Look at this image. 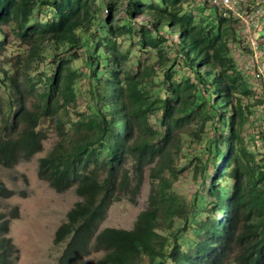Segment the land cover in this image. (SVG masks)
<instances>
[{"label":"trees","instance_id":"1","mask_svg":"<svg viewBox=\"0 0 264 264\" xmlns=\"http://www.w3.org/2000/svg\"><path fill=\"white\" fill-rule=\"evenodd\" d=\"M185 1L124 0L117 17L116 0H0V52L11 34L28 45L0 66V165L41 151L46 122L61 135L39 162L41 178L79 197L56 231L67 241L60 264L93 252L97 264H264V80L249 62L252 40L244 36L237 69L228 44L240 22L218 13L206 23ZM251 85L262 91L253 103ZM146 172L148 202L133 227H101ZM184 172L195 183L182 195ZM13 193L0 180V196ZM7 217L0 264H18Z\"/></svg>","mask_w":264,"mask_h":264},{"label":"rangeland","instance_id":"2","mask_svg":"<svg viewBox=\"0 0 264 264\" xmlns=\"http://www.w3.org/2000/svg\"><path fill=\"white\" fill-rule=\"evenodd\" d=\"M157 2V0H153ZM119 6L117 17H122L125 14V2L124 0H116ZM149 4V3H147ZM146 8L149 5H145ZM195 0H187L183 3V8L187 12H192L202 21L206 23L217 24L218 12L214 7H198ZM106 14L105 10L101 12V16ZM141 19L148 20V15L138 13ZM261 19V20H260ZM132 24L135 25L133 21ZM236 28L239 32L238 40L229 41L230 58L233 62L240 65L244 61L242 57H245L248 53V49L244 48V36L247 40L253 39L254 48L257 45V51L261 53L258 42L255 38V30L264 28V15L262 14L259 21L256 17L253 18L251 24V32L246 31L241 23H236ZM14 25V24H13ZM11 25V28H13ZM256 27L253 29V26ZM101 26H97L98 34H102L99 30ZM7 29V27H4ZM264 31V30H263ZM259 32V36L263 34ZM8 47L0 52V66L3 65L5 59L9 56H16L19 52L28 50V45L17 39L14 34H11L8 38ZM49 41L44 40L43 46L47 48L49 53H56L49 44ZM135 42H138L136 38ZM264 49V47H262ZM243 50V52H241ZM51 60V58H48ZM75 66L81 68L84 66L83 59L80 58L74 62ZM41 70L47 74L51 73L50 67L42 65ZM246 78H250L245 75ZM251 82V79H250ZM256 88L254 96L251 97V102H256L259 98V94L262 92L259 87L251 85ZM260 108V109H259ZM260 119L256 123L257 125L264 124V108L259 107ZM44 127L47 129V137L43 141V149L37 152L31 159L22 161L13 168H6L0 165V180L4 181L6 186L13 190V195L5 198L0 196V214L10 218L9 233L8 236L12 239L15 248L17 249L15 256L17 257L18 264H60V257L67 241H56V231L58 227L67 219V213L73 207V205L79 200L75 187L68 190L59 192L55 190L47 180L39 176V162L40 159L46 156L60 141L61 135L53 127L51 122H46ZM178 186V191L183 195L189 190H194V174L184 172L181 175ZM190 180L191 182H187ZM232 181H229V185ZM224 188V186H222ZM150 191V180L145 175L144 183L141 190L136 195L130 193L119 194L117 199L108 209L105 220L102 222L101 227H117V228H132L137 215L143 210L148 202V196ZM17 208V211L15 210ZM17 213L14 216L15 211ZM197 217V214H195ZM100 253H91L85 257L83 264H97Z\"/></svg>","mask_w":264,"mask_h":264},{"label":"clouds","instance_id":"3","mask_svg":"<svg viewBox=\"0 0 264 264\" xmlns=\"http://www.w3.org/2000/svg\"><path fill=\"white\" fill-rule=\"evenodd\" d=\"M235 2H237L235 4V7L239 9V12H236L233 9L220 10L215 5H213V3H211L209 0H195V3L198 5V7H201L203 4H206L208 7H214L216 8L218 13L222 14L225 17H230L233 20L234 19L238 20L246 31L251 32V24L253 22V18L256 17L257 20L259 21L260 16L262 14L264 15V0H237ZM255 27L256 25L253 26V29ZM255 47L256 49L252 44L254 56H250L249 62L250 64L255 65L257 70L258 62H264V58H262L260 56V53L257 51L256 44Z\"/></svg>","mask_w":264,"mask_h":264},{"label":"built area","instance_id":"4","mask_svg":"<svg viewBox=\"0 0 264 264\" xmlns=\"http://www.w3.org/2000/svg\"><path fill=\"white\" fill-rule=\"evenodd\" d=\"M213 5H215L220 10H226V9H233L236 12H239V9L235 7V4L237 0H209ZM256 77H263L264 80V62H258L257 64V70H256Z\"/></svg>","mask_w":264,"mask_h":264},{"label":"bare ground","instance_id":"5","mask_svg":"<svg viewBox=\"0 0 264 264\" xmlns=\"http://www.w3.org/2000/svg\"><path fill=\"white\" fill-rule=\"evenodd\" d=\"M261 20V19H260ZM253 43V42H252ZM254 45V44H253ZM253 50V49H252ZM264 85V84H263Z\"/></svg>","mask_w":264,"mask_h":264}]
</instances>
